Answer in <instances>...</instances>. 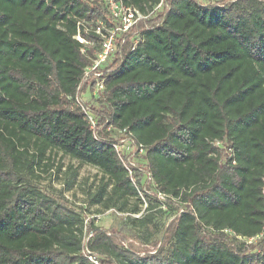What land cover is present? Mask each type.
I'll list each match as a JSON object with an SVG mask.
<instances>
[{"label":"trees","instance_id":"obj_1","mask_svg":"<svg viewBox=\"0 0 264 264\" xmlns=\"http://www.w3.org/2000/svg\"><path fill=\"white\" fill-rule=\"evenodd\" d=\"M91 19L107 17L90 0H0V264H90L80 216L26 181L46 153L101 174L90 205L140 211L110 142L93 138L65 99L88 63L76 24ZM138 27L137 45L108 65L106 112L145 147L159 192L176 206L145 196L147 212L125 225L149 232L159 216L175 218L164 251L135 253L91 225L89 249L103 264H264V0H167ZM261 233L251 244L233 236Z\"/></svg>","mask_w":264,"mask_h":264},{"label":"built area","instance_id":"obj_2","mask_svg":"<svg viewBox=\"0 0 264 264\" xmlns=\"http://www.w3.org/2000/svg\"><path fill=\"white\" fill-rule=\"evenodd\" d=\"M95 2L106 12L107 20L91 19L89 21H78L76 24L77 33L73 39L80 45V54L88 61L82 70L81 78L75 88L74 94L66 96L67 106L70 111H78L87 123L93 138L104 139L110 142L120 164L126 171L131 185L137 190L140 199V211L137 214H127L132 218H141L148 209V201L145 196H149L158 202V208L166 210L169 197L158 190V186L153 180L148 169L145 147L138 141L136 136L128 128H120L112 123V119L106 110L98 108V102L103 101L105 108V81L112 73L113 67L108 66L114 59L121 58L123 50L134 48L140 39L139 24L154 20L158 14L163 13L167 0H158L153 6L142 4L139 9L128 3V0H90ZM88 96L92 102L86 105L83 97ZM97 105V107L93 105ZM215 146L219 143L215 142ZM144 173L143 182L149 185L147 194L138 186L141 182L136 178V173ZM262 196L264 198V179L262 186ZM156 196L158 200L156 199ZM90 224L84 222L81 255L90 264H103L105 257L89 249V243L93 239V232L87 230ZM224 233H231L224 230ZM233 234V233H232ZM263 233L254 238H243L233 235L237 240L246 244L256 242Z\"/></svg>","mask_w":264,"mask_h":264},{"label":"rangeland","instance_id":"obj_3","mask_svg":"<svg viewBox=\"0 0 264 264\" xmlns=\"http://www.w3.org/2000/svg\"><path fill=\"white\" fill-rule=\"evenodd\" d=\"M199 1L202 3H228L233 0ZM83 102L87 106L92 103L88 96L83 97ZM102 103L103 101L98 102V108L109 110L106 107V102L104 101L105 108L102 107ZM93 106L97 107L96 104ZM34 152L33 149L29 151L30 154ZM145 172L143 170V174L136 173L137 180H139V183L141 182V186H138V188L139 191L141 190L142 195L143 191L151 195L149 185H145L143 182ZM101 177V174L95 168L91 166H79L75 160L64 157L60 153L52 152L46 153L40 163L33 166V175L27 174L26 181L35 191H38L47 199L78 214L82 222H87V224L92 222L91 226L93 230L107 235L116 231L120 235L121 246L141 255H151L158 251H164L168 247L165 229L173 222L175 216L170 219L166 218L165 220L162 219V216H159L158 229L150 227L149 232L126 226L127 214L119 212L116 208L101 211L100 206L90 205L91 194L96 191ZM67 184H70L69 188H67ZM156 199L158 200L157 196ZM174 202L171 200L167 203L176 206L173 204ZM87 230H90L89 233L93 232L94 235L95 231L89 227Z\"/></svg>","mask_w":264,"mask_h":264}]
</instances>
